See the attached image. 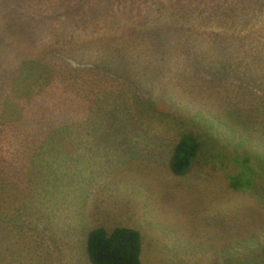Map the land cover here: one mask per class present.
Listing matches in <instances>:
<instances>
[{"label": "rangeland", "instance_id": "374dc122", "mask_svg": "<svg viewBox=\"0 0 264 264\" xmlns=\"http://www.w3.org/2000/svg\"><path fill=\"white\" fill-rule=\"evenodd\" d=\"M262 75L264 0H0V264H264Z\"/></svg>", "mask_w": 264, "mask_h": 264}, {"label": "trees", "instance_id": "16d2710c", "mask_svg": "<svg viewBox=\"0 0 264 264\" xmlns=\"http://www.w3.org/2000/svg\"><path fill=\"white\" fill-rule=\"evenodd\" d=\"M232 67H236V65L234 64ZM263 77L262 75L261 79ZM211 95L216 98L213 92ZM168 101L170 106L175 107L174 103L177 101H173L172 98H168ZM181 107H178L177 110H180ZM170 138H174V134ZM165 149L169 150V144ZM172 150L174 152L170 162L171 175L181 178L191 173L193 162L199 152V144L192 137L186 135L177 142L176 146L172 147ZM87 251L92 264H142L143 237L139 230L131 227L117 226L113 231L100 228L89 235Z\"/></svg>", "mask_w": 264, "mask_h": 264}, {"label": "clouds", "instance_id": "9594fccd", "mask_svg": "<svg viewBox=\"0 0 264 264\" xmlns=\"http://www.w3.org/2000/svg\"><path fill=\"white\" fill-rule=\"evenodd\" d=\"M252 108H253V106H252ZM208 111H210V110L201 111V113H205V112H208ZM196 113H200V111L199 110H196ZM191 137L199 144V142H198V140L196 138H194L193 136H191ZM199 150H200V145H199ZM198 154H199V152H198ZM198 154H197V157L196 158H198Z\"/></svg>", "mask_w": 264, "mask_h": 264}]
</instances>
